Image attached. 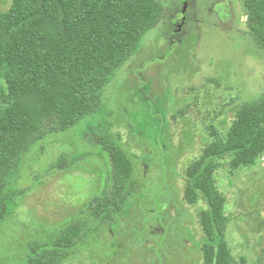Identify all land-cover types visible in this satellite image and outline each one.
Returning a JSON list of instances; mask_svg holds the SVG:
<instances>
[{"label":"rangeland","instance_id":"obj_1","mask_svg":"<svg viewBox=\"0 0 264 264\" xmlns=\"http://www.w3.org/2000/svg\"><path fill=\"white\" fill-rule=\"evenodd\" d=\"M161 1L160 22L116 73L104 109L23 155L12 187L26 191L0 223V264L23 263L33 243L54 239L108 188L110 157L90 140L100 132L119 136L133 156L138 190L63 264H202L207 203L186 201L185 170L210 143L212 125L225 129L236 105L264 94V48L248 33L243 0ZM11 4L0 0V9ZM65 156L77 166L52 167ZM227 159L218 183L228 242L237 264H264V156L239 168Z\"/></svg>","mask_w":264,"mask_h":264},{"label":"trees","instance_id":"obj_2","mask_svg":"<svg viewBox=\"0 0 264 264\" xmlns=\"http://www.w3.org/2000/svg\"><path fill=\"white\" fill-rule=\"evenodd\" d=\"M243 2L248 33L264 48V0ZM163 11L161 0H12L9 9H0V223L25 194L12 187L23 155L104 109L107 87ZM211 134L185 170L184 197L189 204L207 203L199 211L202 264H237L218 173L227 157L231 168H239L264 156V94L236 105L229 126L212 125ZM118 139L106 132L90 136L110 157L108 188L85 201L79 217L54 239L33 243L21 264H63L85 237L124 209L138 181L134 158ZM76 166L66 156L52 165Z\"/></svg>","mask_w":264,"mask_h":264}]
</instances>
